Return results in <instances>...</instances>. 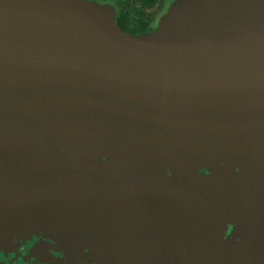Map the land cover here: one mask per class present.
<instances>
[{"label":"water","instance_id":"1","mask_svg":"<svg viewBox=\"0 0 264 264\" xmlns=\"http://www.w3.org/2000/svg\"><path fill=\"white\" fill-rule=\"evenodd\" d=\"M114 16L0 0V244L6 218L126 202L172 264H230L215 251L230 212L249 232L235 264H264V0H173L139 34Z\"/></svg>","mask_w":264,"mask_h":264},{"label":"rangeland","instance_id":"2","mask_svg":"<svg viewBox=\"0 0 264 264\" xmlns=\"http://www.w3.org/2000/svg\"><path fill=\"white\" fill-rule=\"evenodd\" d=\"M97 1L99 0H87ZM161 0L153 9H150L146 18H149V24L152 25L157 18V24L160 17L167 13L170 7V2ZM110 5V4H109ZM111 6V5H110ZM165 6V7H164ZM113 8V7H112ZM161 9L162 11H158ZM114 9V8H113ZM159 12L161 15L158 17ZM157 26V25H156ZM155 26V27H156ZM152 30V29H151ZM69 201L61 211L53 214L43 224H36L30 228L19 226L17 223H11L5 219V227L3 229L2 245L15 246L16 240L24 236L34 241L35 249H41L44 246H51L52 242H57L56 246L62 248L63 244L75 247L76 250L87 252L89 256H96L92 259L95 264H120L123 262L124 244H131V247H139L142 251L138 250L132 259L135 264H172L175 260H183V257L176 251L170 250L161 241H156L155 244L150 241H145L143 237H137L141 233L139 226H135L137 214L135 209L126 202L121 205L114 202V206L98 212L96 214L84 211L85 209L79 205H75ZM118 204V205H117ZM68 206V207H67ZM67 207V208H66ZM72 209V210H71ZM90 215H92L90 217ZM135 216V217H134ZM243 214L239 212H230L226 215L225 219L218 224L217 231L219 236L215 244V251H218L221 256L227 258L230 264H235L240 255L244 252L242 242L245 236L249 235L246 229V223L243 222ZM71 225V226H70ZM249 228V227H248ZM44 232V239L42 235H38L39 231ZM37 236L33 239V233ZM248 232V234H247ZM89 236L86 245H80L79 242L74 243V235ZM133 242V243H132ZM214 243V242H213ZM55 246V245H54ZM59 249V247H56ZM166 246V247H165ZM130 247V246H129ZM151 252L152 256L160 257L157 263H153L151 255H146L145 252ZM131 256V255H130ZM177 258V259H176ZM144 259V260H143ZM161 259V260H160ZM56 262H61L56 260ZM57 264V263H56Z\"/></svg>","mask_w":264,"mask_h":264},{"label":"flooded vegetation","instance_id":"3","mask_svg":"<svg viewBox=\"0 0 264 264\" xmlns=\"http://www.w3.org/2000/svg\"><path fill=\"white\" fill-rule=\"evenodd\" d=\"M101 3H107L110 4L115 11V6L112 2V0H99ZM160 5V4H159ZM158 6V5H157ZM159 7V6H158ZM165 7V6H164ZM158 11H162L161 9ZM149 10L147 11L148 14ZM115 14V12H114ZM161 15V12H159L158 17ZM157 20V18H156ZM154 21L152 24V29L155 28L157 21ZM71 160V159H70ZM200 173H206L204 170H200ZM135 189V187H133ZM132 188V189H133ZM138 226V223L136 222V225ZM155 231V230H154ZM34 232L33 239L37 236ZM157 234L158 232H153ZM145 239H149V237H152V234L149 233V231L143 232L141 230V233L137 235V237L143 236ZM38 235H42V237H45L44 232L41 230L38 232ZM49 237H45L44 239H48ZM157 238V236H155ZM49 240V239H48ZM83 240V239H82ZM88 241V239H87ZM34 241L31 239L26 238L25 236L23 238H20L19 240H16L15 246H6L4 247L2 244H0V264H95L92 259H89V256L85 251H79L76 250L75 247L65 245L63 244L62 248L60 246H56V241L51 243V246H44L41 249L36 250ZM56 247H59V249H56ZM93 258H96L94 256ZM56 260H59L61 262H56Z\"/></svg>","mask_w":264,"mask_h":264},{"label":"trees","instance_id":"4","mask_svg":"<svg viewBox=\"0 0 264 264\" xmlns=\"http://www.w3.org/2000/svg\"><path fill=\"white\" fill-rule=\"evenodd\" d=\"M111 1V0H110ZM161 0H112L115 6L114 23L124 32L139 34L149 32L152 25L146 18L147 11ZM171 0H167V3Z\"/></svg>","mask_w":264,"mask_h":264}]
</instances>
